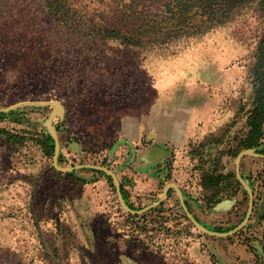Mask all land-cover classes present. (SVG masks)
Segmentation results:
<instances>
[{
    "label": "rangeland",
    "instance_id": "obj_1",
    "mask_svg": "<svg viewBox=\"0 0 264 264\" xmlns=\"http://www.w3.org/2000/svg\"><path fill=\"white\" fill-rule=\"evenodd\" d=\"M79 5L88 16L102 8L98 0ZM43 7L38 0H0V108L26 101L64 104L68 122L54 120L61 140L66 146L68 133L80 138L90 156H65L60 166L93 164L99 151L115 171L130 159L119 158L118 151L132 135L124 132L129 116L150 114L155 107H193L190 130L217 129L213 140L220 137L219 143L202 154L186 145L169 162L189 168L198 160L213 176L235 173L237 156L229 151L235 137L244 135L252 107L250 74L264 36L263 7L240 8L211 32L164 49L74 33L51 21ZM162 12L159 5L148 8L152 17ZM51 113L50 107H23L0 120V127L29 138L18 146L0 138V264H264V159L246 157L241 164L255 187L258 216L240 234L216 237L193 227L177 207L166 224L156 212L128 214L113 181L103 175L58 172L37 141ZM133 192L135 208L147 207L149 201ZM226 195L213 201L208 213L194 209L213 232L227 229L236 200ZM239 199L246 214V190ZM224 202L230 204L216 211Z\"/></svg>",
    "mask_w": 264,
    "mask_h": 264
},
{
    "label": "trees",
    "instance_id": "obj_2",
    "mask_svg": "<svg viewBox=\"0 0 264 264\" xmlns=\"http://www.w3.org/2000/svg\"><path fill=\"white\" fill-rule=\"evenodd\" d=\"M38 1L44 3L43 9L51 21L74 33L99 36L131 48L148 49H164L175 42L203 36L226 23L240 8L253 4L264 8V0H98L102 8L88 16L79 5L81 0ZM152 4L161 6L163 12L150 16L148 8ZM250 76L253 83L252 107L246 118L244 135L235 137V146L229 151L232 157L249 148H256L259 153L264 154V150L260 148L264 138V36L258 48L256 66ZM16 112L0 113V120L13 116ZM0 138L15 146L24 145L29 140L25 134L4 127H0ZM37 141L44 155L52 158L54 139L45 133ZM68 175L76 176L77 172ZM227 177L229 185H240L234 172L228 173ZM215 179L220 183L222 177L212 176V185ZM250 185L253 188L251 183ZM122 193L125 199L123 187ZM128 206L131 208L129 204Z\"/></svg>",
    "mask_w": 264,
    "mask_h": 264
},
{
    "label": "flooded vegetation",
    "instance_id": "obj_3",
    "mask_svg": "<svg viewBox=\"0 0 264 264\" xmlns=\"http://www.w3.org/2000/svg\"><path fill=\"white\" fill-rule=\"evenodd\" d=\"M64 107L66 109V116L64 119V123H65V122H68V120H69V118H68L69 111L67 110L65 105H64ZM148 115H149L148 113L142 111L140 114H138L136 116H133V115L129 116V119H136V121L138 120V125L139 124L141 125V121L144 120L146 118V116H148ZM236 119H237V117H236ZM219 120H220L219 118L216 119V121H219ZM225 121H228V120L226 119ZM199 124H200V126H202V123H199ZM55 128L57 130L58 137H59L60 144H61V154L59 157V163L62 160H64L65 156L66 157L69 156V158H72V159H78L81 157L85 158L86 156H90L89 151L87 150V148H85L84 143L82 142V140L80 138L75 139V138H73V136L70 133H68V135H69L68 141H66V146H65L63 144V142L61 140V136H60V129L61 128L59 129V127L57 125H55ZM130 128L133 130L132 126H130ZM216 130L203 131L202 129H199L196 132L188 130V140H187L186 144L184 145V147L182 149L176 150V153H180V151H183L187 145V147H189V148L191 147L190 148L191 150H194L196 153L202 154L204 149H208L209 147H211L210 145L219 143L218 139L220 137H216V139L213 140V138L215 137L214 135H215ZM115 131L118 132V129H116V127H115ZM224 132L227 133L228 129L224 130ZM119 133H120V130H119ZM152 135H150V136H152ZM140 140L141 141L139 143H135L134 147H132L129 140L123 141V143H125L124 144L125 148L118 150L121 152L119 158H121V159L127 158V160H128L133 151L138 152L144 148H147L148 145L153 143L152 137H151V139H148V135L143 136ZM112 146H110L109 150L114 148ZM106 147H109V145H107ZM192 148H194V149H192ZM94 155L100 159V162H99L98 158H95V159H97L96 160L97 162H95L93 164H92L91 160H90L91 163H86V161H83V162L80 161L79 164L74 165V166L97 165V166L106 167V168L111 169V170L115 169V167H116L115 165L110 166L107 164V162L105 160H102L100 158V152L99 151H98V153L95 152ZM74 166H70V167H74ZM78 171L79 172L89 171V172H92L93 174L94 173L98 174V175L100 174V175H103L104 177H106L104 175L105 173H103L101 171L94 170V169H90V168H81ZM173 171L175 172L176 177L174 175L173 178H170L169 175ZM156 173H158V175H159V177H158L159 182L157 184L156 191L153 194H155L156 197L162 196L166 187L169 184L177 185L180 188V190L183 192L185 204H186L188 210L204 228L210 230L209 227L204 224L202 218H200L196 214L194 209H199L202 214L208 213L209 206L213 205V201H216V199H218L220 197V195H223V194H225V195L227 194L225 197L228 198V193H230V195H231L230 198L232 200H234V199L236 200V202L233 201L235 206L233 207L231 212L227 215V218L225 221L226 225H227V227H226L227 229L218 228L217 230H220V231L232 230V229H235L236 227H238L244 221L247 213L245 214L243 208L241 207L239 195H241V196L244 195L245 189L241 184L237 185L236 183H232V185H229V179L227 177L228 172H223V171L218 172L216 177L221 176L222 177L221 182L219 183L218 179H215V182H213V185H212L211 180H210L211 177L213 176L212 171H210V169L208 167H206V165L204 163H202L201 161L196 160V161H194V163H190L189 168H188L185 164H181L179 162L178 163L177 162L172 163V162H169V160H166V161H163L161 164H159V166L156 169ZM137 176H138V174L135 171H133V169H132V171H130L125 177L123 176V178H121L118 176V178L121 181V190L123 187V191L125 193V198L128 199V204L131 206V209L139 211L141 209H139V210L136 209L135 206L132 204L133 201H136V198L133 195L134 190L130 187V185L132 184L131 179H134ZM185 176H188V179H184V181H181V178L182 177L184 178ZM235 176H236V174H235ZM106 178L109 181H113L111 177H110V179L108 177H106ZM124 179H128L127 184L124 183ZM236 180H237V178H236ZM250 183L253 186V193H254V210H253V213H252L251 218H250V221H251L252 219L256 218V216H258V214L255 213L256 212L255 209L257 206V199L255 196V189H254L255 187H254V184L252 182H250ZM128 187H129V189L127 190ZM139 196H141V195H139ZM144 200H143V202H145ZM175 201L177 203V206L175 205ZM172 202H174V204L170 205V203H172ZM176 207L180 208V210L183 212L184 217L187 220H189L190 223H192L190 221V219L187 217V215H186V213L182 207L181 200H180L176 190L172 187L168 190L165 198L162 200V202L160 203V205L157 208H155L149 212H146V213L142 214L141 216L143 217V216H145V214L156 212L160 215V217H159L160 220L162 219L163 223L166 224V222H165L167 219L166 216H170L169 215L170 212L174 211ZM143 208H145V207H143ZM203 212H205V213H203ZM130 215H133V214H130ZM133 216H137V215H133ZM206 218H209V217L206 216ZM221 225H223V224H221ZM167 227L171 228L169 225ZM193 227H195V226L193 225ZM247 227H249V226H247ZM240 233L241 232H239L238 234H240Z\"/></svg>",
    "mask_w": 264,
    "mask_h": 264
},
{
    "label": "crops",
    "instance_id": "obj_4",
    "mask_svg": "<svg viewBox=\"0 0 264 264\" xmlns=\"http://www.w3.org/2000/svg\"><path fill=\"white\" fill-rule=\"evenodd\" d=\"M192 108L170 109L155 107L141 121V125H138V120L136 121V119H128V122L125 123L124 132L132 134L129 137L132 147H134L135 143H139L143 136L147 135L148 139L152 137L153 143L138 152L133 151L129 161L115 171L121 178L125 177L132 169L138 174L137 177L131 179L132 184L130 187L135 192H139V195H143L145 199L143 200L149 201L148 205L159 201L161 198V196L156 197L153 194L159 182V175L156 173L157 167L163 161L168 160L170 155L176 150L182 149L188 140V130H190L193 122ZM130 126L133 127V130ZM124 183L127 184L128 179H124ZM125 201L128 203L127 198H125Z\"/></svg>",
    "mask_w": 264,
    "mask_h": 264
},
{
    "label": "water",
    "instance_id": "obj_5",
    "mask_svg": "<svg viewBox=\"0 0 264 264\" xmlns=\"http://www.w3.org/2000/svg\"><path fill=\"white\" fill-rule=\"evenodd\" d=\"M23 107H50V108H52V113H51L50 117L44 121V127L46 129V133H48L54 139V142H55V149H54V156H53L54 168L58 172L64 173V174H70V173L78 172V170L81 168H90V169H94V170L101 171V172L105 173L107 176L112 178L114 185H115V189H116V193H117L119 203H120L121 207L128 214L142 215L146 212H149V211L157 208L160 205V203L162 202V200L165 198L168 190L172 187L176 190V192H177V194L181 200L182 207H183L187 217L190 219V221L195 226V228L197 230H199L201 233L216 236V237H230V236L236 235L241 230H243L246 226H248V223L250 221L251 215H252L253 210H254V193H253V189L250 185V181L248 179H245L241 173V164H242V161L246 157H254V158L264 159V154L259 153L256 148H249V149L242 150L237 155L236 161H235L236 178L240 182V184L244 187V189L246 190V192L249 195V207H248L247 215H246L244 221L238 227L233 229L232 231H229L226 233H217V232H213V231H210V230L204 228L197 221V219L190 213V211L188 210V208L185 204L183 192L175 184H169L166 187V189H165V191H164V193L161 196L159 201H157L151 205H148L147 207H145L139 211H136V210L131 209L128 206V204L126 203V201L123 197L122 190H121V181L119 180V178L116 174V171L108 169V168L103 167V166H97V165H78V166H74V167H62V166H60L59 157L61 154V144H60V140L58 137L57 130H56L55 125H54V120L59 119L60 121H63L65 119L66 109H65L64 105L58 100L38 101V102L26 101V102H21V103L11 105V106H8L5 108H0V113H9L12 111H17L18 109L23 108ZM229 204H230V202H224V203L218 205V207L216 208V211H219L222 207H224L225 205H229Z\"/></svg>",
    "mask_w": 264,
    "mask_h": 264
}]
</instances>
